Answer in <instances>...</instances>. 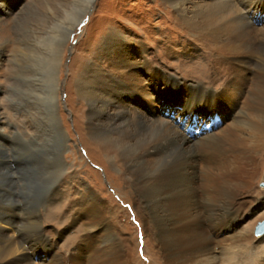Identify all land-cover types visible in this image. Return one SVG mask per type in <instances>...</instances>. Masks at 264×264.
<instances>
[{
	"label": "rangeland",
	"instance_id": "rangeland-1",
	"mask_svg": "<svg viewBox=\"0 0 264 264\" xmlns=\"http://www.w3.org/2000/svg\"><path fill=\"white\" fill-rule=\"evenodd\" d=\"M6 1L9 9L0 19V180H8L9 197L0 202V214L4 210L14 214L19 231L30 232L38 220L32 236L26 237L35 242L40 238V245H32L40 249L32 262L225 264L219 255L230 252L235 263L264 264L263 238L254 234L257 223L264 220V111L254 119V132L247 128L236 145L225 140L219 148L207 149L211 164L206 168L219 180L213 189L208 188L202 172L204 183L200 180L199 186L181 187L176 182L146 184L140 189L127 186L119 176L120 165L108 164L112 158L101 154L87 135V107L70 83L77 75L75 64L93 60L114 31L124 34V44L134 58L151 59L157 54L165 59L170 73L188 83L207 85L209 80L199 79L197 74L210 67L213 57L194 44L175 21L173 0L91 1L82 21L63 43L57 80L59 121L69 139L66 146L57 135L59 123L53 117L47 90L49 65L52 53H58L61 40L68 35L69 17L79 14L87 0ZM259 1L263 17L254 18L257 27L264 24V0ZM162 90L166 95L159 94L166 96L164 100L174 98ZM176 93L179 105L185 97L186 109L193 115H204L207 108L214 118L208 127L202 123L186 132L181 129L190 139L200 140L205 132L221 134L243 106L240 103L223 119L199 98L185 96L182 90ZM200 114L193 124L202 120ZM232 127L236 133L237 128ZM87 190L95 193V210ZM167 191L172 196L165 207ZM24 245V252H31ZM49 246L48 255L45 248Z\"/></svg>",
	"mask_w": 264,
	"mask_h": 264
},
{
	"label": "bare ground",
	"instance_id": "bare-ground-1",
	"mask_svg": "<svg viewBox=\"0 0 264 264\" xmlns=\"http://www.w3.org/2000/svg\"><path fill=\"white\" fill-rule=\"evenodd\" d=\"M91 1H86V6L79 14L69 17L71 19L67 24L70 26L67 30L68 35L61 40L58 53L56 50L52 53L53 58L49 65L47 90L54 112L53 117L59 123L57 135L64 138L63 146H66L69 141L59 121L60 86L57 78L61 72L63 46L70 33L82 21ZM193 2L192 0H173L172 8L175 21L188 33L194 44L202 47L209 57H213V60L208 62L210 67L197 74L199 79L209 80L206 86H201L198 82L197 84L188 83L176 74L170 73L165 69L163 61L165 59H161L157 54L151 59L143 55L134 58L124 44V34L118 31H114L104 39L98 55L93 60L80 65L75 64L77 75L72 78L70 85L83 106L87 107L86 118L84 117L87 135L99 146L101 154L112 158L108 164L120 165L119 176L127 186L140 189L142 185L155 186L159 182L164 184L176 182L179 185L181 183V187L199 186L200 180L201 184L204 183L202 180L204 173L205 180H208V188L217 187L219 180H216L212 172L206 168L211 164V160L206 158L207 149L211 146L219 148L225 140L236 145L243 138L242 135L247 132V128L254 132V119L258 116L257 113L261 114L264 111V24L257 27L258 22L253 21L255 17L258 19L263 17V12L259 13L260 8L262 9L261 2L259 0ZM8 9L7 1H0V19ZM252 68L255 69L254 73L250 72ZM162 89L173 94L174 98H171V101L164 100L166 96L159 94L162 91L166 95ZM179 90H182L185 96L199 98L202 105L208 103L209 107H212V110L223 119L230 115L233 108L235 112L240 103H243V106L237 113L235 121L223 129L221 134L205 132L203 134L205 136L202 135L200 140L196 137L190 139L189 136L184 137L180 130L185 129L186 132L188 128H195L196 124L202 125V123L208 127L213 123H210V120L214 118L209 117L211 110L206 108L207 112L205 109L203 111L205 113H202L209 118L198 113L202 116V120L193 124L198 114L193 115L192 110L186 109L185 97L179 105L180 96L176 93ZM176 102H178L179 111L178 108L175 109ZM228 108L229 111H226ZM148 109L152 111L148 112ZM154 115L157 117H153ZM168 116H173L172 119L177 121L175 124L178 126L172 123L173 120ZM214 125L217 128V123ZM232 126L237 128L236 133L231 131ZM243 126L246 128H242ZM199 154L205 155V158ZM63 164L66 166L64 161ZM188 164H190V172L187 169ZM200 167L207 170L204 171L201 168L200 171ZM8 183V180H0V192H5V195L0 196V202L4 201L3 198L9 197L6 192ZM87 194L95 210V193L90 194L87 190ZM171 196L172 192L167 191L165 207ZM144 206L147 209V206ZM1 212L0 264L36 263L32 262L35 259L33 257L39 253L40 249L39 246L32 245L39 244L40 238L36 242L34 238H28L33 240L29 242L26 237L32 233L38 220L30 232L25 229L19 231L17 221L12 219L16 216L6 214L8 211L5 210ZM259 236H262L261 243H263L264 234ZM24 244H28L26 250L31 252H24ZM45 251L49 255L51 247L45 248ZM219 256L226 261L225 264H240L235 263L236 257L230 252ZM52 261L51 264H54Z\"/></svg>",
	"mask_w": 264,
	"mask_h": 264
},
{
	"label": "water",
	"instance_id": "water-1",
	"mask_svg": "<svg viewBox=\"0 0 264 264\" xmlns=\"http://www.w3.org/2000/svg\"><path fill=\"white\" fill-rule=\"evenodd\" d=\"M254 234L256 236L264 234V220H261L260 222L257 223L254 229Z\"/></svg>",
	"mask_w": 264,
	"mask_h": 264
}]
</instances>
